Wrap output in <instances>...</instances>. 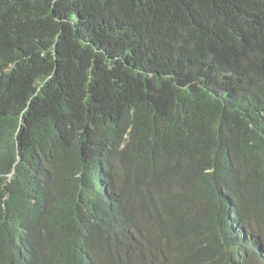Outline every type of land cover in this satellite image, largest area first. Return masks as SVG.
Here are the masks:
<instances>
[{
    "label": "trees",
    "instance_id": "obj_1",
    "mask_svg": "<svg viewBox=\"0 0 264 264\" xmlns=\"http://www.w3.org/2000/svg\"><path fill=\"white\" fill-rule=\"evenodd\" d=\"M26 258L264 264V0H0V264Z\"/></svg>",
    "mask_w": 264,
    "mask_h": 264
},
{
    "label": "clouds",
    "instance_id": "obj_2",
    "mask_svg": "<svg viewBox=\"0 0 264 264\" xmlns=\"http://www.w3.org/2000/svg\"><path fill=\"white\" fill-rule=\"evenodd\" d=\"M142 254H143V252H142ZM28 261H25V264H33L34 263V261L33 260H31V259H28V258H26ZM32 262V263H31Z\"/></svg>",
    "mask_w": 264,
    "mask_h": 264
}]
</instances>
